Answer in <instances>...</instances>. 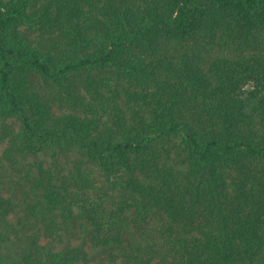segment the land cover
<instances>
[{"label":"trees","instance_id":"obj_1","mask_svg":"<svg viewBox=\"0 0 264 264\" xmlns=\"http://www.w3.org/2000/svg\"><path fill=\"white\" fill-rule=\"evenodd\" d=\"M0 109L29 264L84 227L111 264H264V0H0ZM33 139L78 155L50 177Z\"/></svg>","mask_w":264,"mask_h":264},{"label":"rangeland","instance_id":"obj_2","mask_svg":"<svg viewBox=\"0 0 264 264\" xmlns=\"http://www.w3.org/2000/svg\"><path fill=\"white\" fill-rule=\"evenodd\" d=\"M104 70V68H101ZM93 71H98V68L93 69ZM90 72H92L90 70ZM107 75V71L102 72V76ZM67 76V75H66ZM68 79V78H67ZM61 85L57 82L49 83L54 87L59 88L62 91V84L67 86V80L61 78ZM114 82V79L112 80ZM40 86L44 89L45 85L43 81L40 80ZM122 103V102H121ZM65 110V107H64ZM59 104L53 106V111L56 114H60L64 111ZM92 112H83L85 116H91ZM101 118V117H100ZM0 126H6L12 135L17 134L20 137L22 123L17 114H13L10 110L0 109ZM19 139V138H18ZM25 144V143H24ZM6 146L5 141L0 143V157L4 152V147ZM28 147H31L29 158L31 163H34L35 167L37 164H41L44 168L49 171L50 177L57 178L61 173L67 172L69 167H71L74 159H76L78 153L75 150H68L61 152L56 144L49 141V145H43L37 139H33L31 143H27ZM2 162L0 161V167ZM2 170V168L0 169ZM120 170V168H119ZM95 179L97 185H102L106 183V178L108 175L101 169L97 171ZM113 175L117 181L122 180L120 174L117 170H114ZM8 188L7 186H0V196L3 198L7 197ZM111 199L109 200V202ZM112 204V202H111ZM111 204L108 206L111 207ZM23 207L19 209L18 206H12L6 212H0V264H29L28 260L24 258V251H26V244L28 241V236L33 234L35 227L28 231L22 228L21 222H24L23 217L24 212H22ZM26 225L32 226L29 221ZM56 228V226H51ZM42 230V229H41ZM49 232V233H48ZM55 231L43 230L37 236V241L41 245L40 251L42 254L45 252L49 253V258L51 259L50 264H111L110 257L106 251H102V248L95 247L91 244L88 239V228H79L74 231L71 237L64 240H54L53 235ZM65 249H72L73 253L69 255L67 259L61 261L63 254H66ZM39 255V253H37Z\"/></svg>","mask_w":264,"mask_h":264}]
</instances>
